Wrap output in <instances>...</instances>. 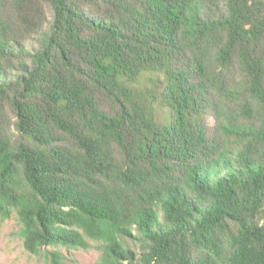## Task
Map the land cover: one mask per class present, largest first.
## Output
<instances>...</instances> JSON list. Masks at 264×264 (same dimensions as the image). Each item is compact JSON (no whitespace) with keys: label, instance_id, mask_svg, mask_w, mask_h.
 I'll return each mask as SVG.
<instances>
[{"label":"trees","instance_id":"1","mask_svg":"<svg viewBox=\"0 0 264 264\" xmlns=\"http://www.w3.org/2000/svg\"><path fill=\"white\" fill-rule=\"evenodd\" d=\"M14 215L50 264H264V0H0Z\"/></svg>","mask_w":264,"mask_h":264},{"label":"rangeland","instance_id":"2","mask_svg":"<svg viewBox=\"0 0 264 264\" xmlns=\"http://www.w3.org/2000/svg\"><path fill=\"white\" fill-rule=\"evenodd\" d=\"M213 123V119H211ZM70 264H101V251L93 247L88 250L67 251ZM0 264H50L40 256L31 254L24 246L17 216L0 217Z\"/></svg>","mask_w":264,"mask_h":264}]
</instances>
